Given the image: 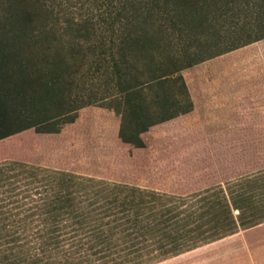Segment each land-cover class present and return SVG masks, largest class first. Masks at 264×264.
Here are the masks:
<instances>
[{"label": "trees", "instance_id": "obj_1", "mask_svg": "<svg viewBox=\"0 0 264 264\" xmlns=\"http://www.w3.org/2000/svg\"><path fill=\"white\" fill-rule=\"evenodd\" d=\"M105 4L96 34L89 17L59 21L52 0H0V139L56 132L97 103L142 146L191 106L183 68L264 38V0ZM39 171L0 161V264H153L264 222V167L187 193Z\"/></svg>", "mask_w": 264, "mask_h": 264}, {"label": "rangeland", "instance_id": "obj_2", "mask_svg": "<svg viewBox=\"0 0 264 264\" xmlns=\"http://www.w3.org/2000/svg\"><path fill=\"white\" fill-rule=\"evenodd\" d=\"M52 3L59 21L89 17L100 29L96 34L106 33L102 29L108 25L99 16L106 11L105 0ZM180 73L191 106L141 132L142 146L121 141L119 114L92 103L78 108L74 119L56 132L30 128L0 139V161L38 166L45 170L37 174L42 181L57 170L74 180L88 177L172 193L191 192L224 176L264 167V38L196 62ZM89 81L92 88L98 87L96 76ZM261 223L252 229L264 230ZM215 245L211 241L153 264H199Z\"/></svg>", "mask_w": 264, "mask_h": 264}, {"label": "crops", "instance_id": "obj_3", "mask_svg": "<svg viewBox=\"0 0 264 264\" xmlns=\"http://www.w3.org/2000/svg\"><path fill=\"white\" fill-rule=\"evenodd\" d=\"M213 242L206 261L199 264H264V230L242 229Z\"/></svg>", "mask_w": 264, "mask_h": 264}]
</instances>
